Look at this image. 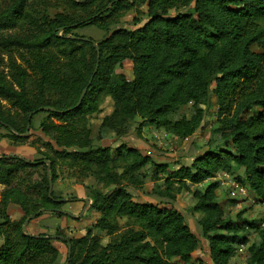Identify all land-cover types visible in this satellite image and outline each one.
<instances>
[{"label":"trees","instance_id":"1","mask_svg":"<svg viewBox=\"0 0 264 264\" xmlns=\"http://www.w3.org/2000/svg\"><path fill=\"white\" fill-rule=\"evenodd\" d=\"M32 1L10 0L0 9V31H17L0 38L9 78L0 69V101L23 114L19 119L0 103V125L13 139H23L32 116L47 113L39 130L55 157L104 183L103 191L91 192L90 207L98 213L93 228L99 234L88 229L78 238L62 237L70 247L67 264H168L175 258L195 264L200 238L208 243L212 264H229L235 247L248 237L237 236L241 225L224 216L217 200L219 182L208 180L219 171L240 170L243 187L264 203V0H68L73 11L87 15L51 21L33 14ZM133 7L139 15L136 28L109 25V19ZM93 24L105 25L106 35L96 47L91 38L75 33ZM125 59L132 63L131 80L122 71ZM2 63L0 56V68ZM212 96L217 109L211 132L223 148L207 143L189 164L170 168L123 142L92 146L87 117L105 97L113 110L102 118L100 134L124 136L139 118V126L184 138L201 126L202 104ZM56 158L0 155V184L6 187L0 195V264L57 259L52 236L21 229L28 216L39 212L34 218L39 217L42 210L61 216L56 210L64 202L55 200L59 196L52 188L49 195ZM145 179L152 181L149 193L158 201H142L129 190H143ZM183 191L196 200L193 210L202 213L200 236L174 206ZM9 203L20 209V219H9ZM246 249V264H264V228Z\"/></svg>","mask_w":264,"mask_h":264},{"label":"rangeland","instance_id":"2","mask_svg":"<svg viewBox=\"0 0 264 264\" xmlns=\"http://www.w3.org/2000/svg\"><path fill=\"white\" fill-rule=\"evenodd\" d=\"M10 0H0V9L3 8ZM33 14L36 16L45 15L48 21L55 19L59 15H69V14H83L86 16V12H77L70 7L68 0H33ZM186 8L182 9L185 11ZM173 13V12H172ZM138 14L135 12V7L122 11L121 13L109 19V25L116 27L134 29L138 25L135 24L134 18H138ZM101 23V22H100ZM105 25H87L75 30L80 36H85L91 38L94 42L102 39L105 33ZM15 29H4L0 31L1 36H8L16 33ZM252 50L256 51V46H252ZM0 56L3 59L1 70L6 76L8 72L7 60L8 53L0 47ZM122 71L128 80L132 79V63L129 59H125L122 62ZM7 79H9L6 76ZM1 105L10 110L12 113H17L18 110L9 106L6 100L0 101ZM209 103V105H208ZM205 109V115L201 126L195 131L191 136L184 138H174L167 134H161L163 136L160 138V143H154L156 138L153 133L157 132L155 129L151 128L149 125H137L140 120L137 118L132 124H130L126 135L116 136L112 132L108 131L103 134L98 132L100 122L105 115H109L113 110V103L109 97H105L100 103V109L88 115L87 117V127L90 131V136L92 137V146H115L123 142L127 147L137 148L142 153L144 149L148 151L143 154L149 155L151 159L155 162H166L169 164L170 168H176L179 165L189 164L192 158L196 155L201 154L207 148V143L211 147L223 148L218 135L211 132V126L216 118V98L212 96L207 100L206 103L202 104ZM181 112L186 113L185 109ZM18 118H22L23 114L17 113ZM47 113L41 112L32 116V126L28 127L27 134H20L23 139H13L7 129L0 125V155L18 153L24 158L29 160H36L40 158H56L52 151L51 146L47 143V138L42 135L39 130V124L46 118ZM210 138V139H209ZM209 140V142H208ZM225 145V144H223ZM49 162L48 159H44ZM60 158H56V175L52 183V191L57 200H63L64 202L58 209L65 211L67 214H63L62 218H69L72 220L71 226H61L59 224V217L53 214L50 210L43 211L39 217L32 218V220L26 226V232L37 235L39 233L32 232L38 227L41 233H47L52 236V245L56 248L58 252V257L55 262L50 263L51 256L45 259L44 264H66V257L68 253V245L64 244L61 239L63 238H78L86 234L88 229L92 230L94 235H98L99 231L93 228L98 213L90 207L92 202L91 192L93 190L103 191L105 189L104 183L97 179V177L88 174L87 172L80 173L75 167L68 166ZM119 174L120 169H116ZM228 174V178L232 180H237L241 183L243 180L241 171H219V173ZM236 176H239L240 180ZM214 181V179L208 180V182ZM216 182V180H215ZM152 181L145 179V184L143 190L134 191L128 189L142 201H158V198L153 197L149 192L152 188ZM204 185L198 186L199 188H204ZM242 184V183H241ZM6 189L4 185L0 184V195ZM233 188L227 185H221L219 183L218 187L215 189V194L217 200L224 212V216L232 220L236 225L240 226L237 230V236L241 237L246 235L248 237V242L245 244H238L234 250L233 256L229 260V264H246L247 258V246L250 243L255 242L258 239V232L261 228H264V203L259 202V199L253 194L247 192L243 195L235 190L234 194H231ZM149 193V194H148ZM71 195H74L76 199H70ZM152 196V197H151ZM87 199L88 202L85 204L84 200ZM77 201L81 204L77 214H71L66 210L68 202ZM75 201V202H76ZM196 200L193 199L189 191H183L177 195L174 206L180 210L183 214L186 223L189 228L198 236H200V229L197 224V220L202 217V213L199 211H194L193 207ZM8 216L11 221H16L20 219L21 212L20 209L14 203H9L7 205ZM81 208V209H80ZM32 215V214H31ZM4 219L0 217V222ZM125 220L120 221V225L123 226ZM251 223L252 228L247 224ZM4 226L3 228H5ZM38 228V229H39ZM58 231L60 233H58ZM108 241L107 236L102 237V244ZM3 243V236L0 235V246ZM200 247L194 253V260H197L195 264H212L209 258L208 243L205 239L200 238ZM168 264H178V259H169Z\"/></svg>","mask_w":264,"mask_h":264},{"label":"built area","instance_id":"3","mask_svg":"<svg viewBox=\"0 0 264 264\" xmlns=\"http://www.w3.org/2000/svg\"><path fill=\"white\" fill-rule=\"evenodd\" d=\"M154 137L156 138V141L158 143H160V138H162L163 136H161V133L158 132H154L153 133ZM214 180L218 181L221 185H227V186H231L233 189L230 191L231 194L235 193V190H238L240 194H244L246 193V189L243 187V185L238 182L237 180H232L228 178V174L227 173H219L216 176L213 177ZM178 264H185L183 262H179Z\"/></svg>","mask_w":264,"mask_h":264},{"label":"water","instance_id":"4","mask_svg":"<svg viewBox=\"0 0 264 264\" xmlns=\"http://www.w3.org/2000/svg\"><path fill=\"white\" fill-rule=\"evenodd\" d=\"M85 39H86V38H85ZM86 40H89V39H86ZM92 43H93V45L96 47L95 42L92 41ZM96 49H97V48H96ZM97 50H98V49H97ZM89 84H90V81L88 82L87 86L82 90V93H81V95H80V97H79V100H78L76 106H78V105L80 104V102H81V100H82V98H83V96H84V94H85V92H86V89H87V87L89 86ZM46 109L52 110V109H50V108H46ZM30 116H31V114H29V116H28V120H29ZM28 127H29V121L27 122V125H26V132H25L24 136L27 134V129H28ZM45 162H46V164H47V169L49 170V169H50V163H49L48 161H45ZM51 188H52V182H51V179L49 178V195H50ZM57 201H63V200H57ZM84 201H85L86 203L88 202L87 199H85ZM56 211L60 212L61 214H67L65 211L60 210V209H57ZM38 213H39V212H37V213H35V214H32V215L28 216V217L25 219V221H24V223H23V225H22V227H21V229H22L23 232H25V233L28 234V235H31L30 233H27V232H26V226H27V224L29 223V221H30L32 218H34ZM69 252H70V247L68 246V253H69ZM67 263H68V260L66 261V264H67Z\"/></svg>","mask_w":264,"mask_h":264},{"label":"crops","instance_id":"5","mask_svg":"<svg viewBox=\"0 0 264 264\" xmlns=\"http://www.w3.org/2000/svg\"><path fill=\"white\" fill-rule=\"evenodd\" d=\"M154 143H157V141H154ZM144 152L146 154H148V151L144 149ZM143 152V153H144ZM151 155V154H149ZM77 200V199H76ZM75 200V201H76ZM75 201H72V202H68V206H66V210L69 211L71 214H77L78 212H81V210L79 211V207H81V204H79V202H75ZM146 201V200H145ZM151 202V201H150ZM84 203L86 204V202L84 201ZM81 209V208H80ZM63 214H61V216L59 217V224L61 226H71L72 224V220H70L69 218H62ZM39 228V227H38ZM36 229V230H33L32 232H37V233H41L42 231H40V228L39 229Z\"/></svg>","mask_w":264,"mask_h":264}]
</instances>
